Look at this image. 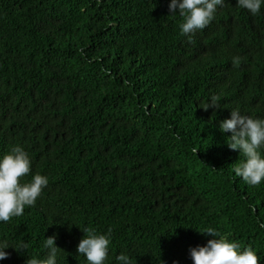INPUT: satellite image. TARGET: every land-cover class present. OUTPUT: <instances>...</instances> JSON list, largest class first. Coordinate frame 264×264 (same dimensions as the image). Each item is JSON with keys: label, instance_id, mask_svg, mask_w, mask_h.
I'll return each mask as SVG.
<instances>
[{"label": "trees", "instance_id": "trees-1", "mask_svg": "<svg viewBox=\"0 0 264 264\" xmlns=\"http://www.w3.org/2000/svg\"><path fill=\"white\" fill-rule=\"evenodd\" d=\"M170 0H0V156L23 147L49 178L36 204L0 239L26 264L47 255L87 264L85 228L111 233L105 264H193L211 227L264 264V182L235 174L243 160L220 122L231 110L264 118V8L226 0L205 29L185 35ZM212 96L219 109L208 108Z\"/></svg>", "mask_w": 264, "mask_h": 264}, {"label": "clouds", "instance_id": "clouds-1", "mask_svg": "<svg viewBox=\"0 0 264 264\" xmlns=\"http://www.w3.org/2000/svg\"><path fill=\"white\" fill-rule=\"evenodd\" d=\"M225 2L170 0L169 12L175 15L178 10L184 17L181 31L188 35L208 27ZM237 7L255 16L264 8V0H237ZM244 65L254 67L257 71L264 66V59L258 57L251 46ZM218 101V96H212L204 109H219ZM220 131L224 136H229L231 132L228 146L243 156V160L234 168L235 174L252 186L264 182V118L242 114L237 107L231 110L230 118L220 122ZM31 173L32 161L23 147H13L0 156V222L6 223L13 217L22 216L25 208L34 206L48 186L49 178L45 175L35 174L31 180H25ZM82 231L85 235L77 246V253L86 259L87 264H105L112 243L111 233L101 234L90 228ZM199 232L213 238L206 245L190 248L193 264H261L260 257L251 246L242 248L239 243L230 241L211 227ZM56 240L55 234L45 238L47 255L43 258L28 256L26 264H58V254L63 250L57 247ZM27 247L26 244L20 245L18 250L8 240L0 239V261L9 258L7 249L14 248L20 252ZM116 259L118 264H132L131 257L125 253L119 254Z\"/></svg>", "mask_w": 264, "mask_h": 264}]
</instances>
